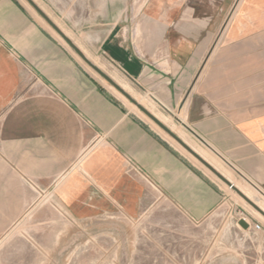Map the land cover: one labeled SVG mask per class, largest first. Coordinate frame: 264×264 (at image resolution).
<instances>
[{
    "label": "crops",
    "instance_id": "1",
    "mask_svg": "<svg viewBox=\"0 0 264 264\" xmlns=\"http://www.w3.org/2000/svg\"><path fill=\"white\" fill-rule=\"evenodd\" d=\"M32 1L100 71L90 58L113 68L123 80L108 77L133 100L168 118L176 129L159 121L181 142L264 196V0H142L126 13L107 11L105 0L93 13L89 0ZM25 2L31 10L0 0V113L19 98L5 123V181L51 180L97 140L60 192L67 211H136L143 184L193 219L212 211L221 189L208 170L133 107L150 123L136 115ZM9 186L5 195L23 194Z\"/></svg>",
    "mask_w": 264,
    "mask_h": 264
},
{
    "label": "rangeland",
    "instance_id": "2",
    "mask_svg": "<svg viewBox=\"0 0 264 264\" xmlns=\"http://www.w3.org/2000/svg\"><path fill=\"white\" fill-rule=\"evenodd\" d=\"M21 1L30 9L25 0ZM97 1L89 0V12L93 13L94 8L99 6ZM105 1L107 11L121 8L126 13L143 7L142 0ZM224 28L225 22L218 37ZM213 52L214 48L207 54L202 69L210 63ZM77 59L85 67L80 58ZM90 59L101 66L105 75L123 80L103 61ZM92 74L101 80L99 75ZM109 89L125 101L136 115L150 123L123 96L110 86ZM131 89L127 91L140 97ZM18 100L16 96L0 113V264H264V232L251 229L253 225L259 224L264 230V218L207 170V175L221 191L218 204L200 220L188 216L161 195L158 189H151L144 184V193L139 198L136 211H67L60 192L68 175L78 171L80 161L97 148V140L81 151L71 170L51 180L40 183L28 176L15 183L11 179L5 181L11 175L5 173V123H9V114L17 108ZM135 101L163 121L168 129L177 128L168 118L156 114L143 99ZM167 140L195 162L172 140ZM187 142L192 150L201 154L233 186L258 207L264 208L262 194L231 173L204 148ZM131 172L130 166L126 165L125 173L135 174ZM9 185L14 186L13 191L19 190L23 194L5 195V188ZM239 220H244L249 228L243 230L237 224Z\"/></svg>",
    "mask_w": 264,
    "mask_h": 264
},
{
    "label": "water",
    "instance_id": "3",
    "mask_svg": "<svg viewBox=\"0 0 264 264\" xmlns=\"http://www.w3.org/2000/svg\"><path fill=\"white\" fill-rule=\"evenodd\" d=\"M31 5V7L42 17L45 21L67 42V44L75 51V53L82 59V61L91 68L95 73H97L102 79H104L111 87H113L118 93H120L126 100H128L133 106H135L139 111L146 115L153 123L160 127L168 136H170L174 141H176L189 155H191L198 163H200L205 169H207L215 178L221 181L228 188L237 194L247 205H249L253 210H255L261 217L264 218V212L255 205L251 200L245 197L237 188H235L229 181H227L219 172H217L209 163L204 159L199 157L195 152H193L188 146L181 142L175 135H173L169 130H167L161 123L155 119L150 113H148L143 107H141L135 100H133L125 91H123L116 83H114L107 75L100 71L93 63H91L75 46L63 36V34L45 17V15L39 10V8L33 3L32 0H25ZM238 226L243 230H247L249 225L244 220L238 221Z\"/></svg>",
    "mask_w": 264,
    "mask_h": 264
},
{
    "label": "built area",
    "instance_id": "4",
    "mask_svg": "<svg viewBox=\"0 0 264 264\" xmlns=\"http://www.w3.org/2000/svg\"><path fill=\"white\" fill-rule=\"evenodd\" d=\"M130 169L131 171H138V169H136V167L134 165H130ZM252 230L254 231H261V232H264V230L262 229V227L259 225V224H256V225H253V227H251Z\"/></svg>",
    "mask_w": 264,
    "mask_h": 264
},
{
    "label": "bare ground",
    "instance_id": "5",
    "mask_svg": "<svg viewBox=\"0 0 264 264\" xmlns=\"http://www.w3.org/2000/svg\"><path fill=\"white\" fill-rule=\"evenodd\" d=\"M122 89V88H121ZM123 90V89H122ZM124 91V90H123ZM121 96V95H120ZM139 104V103H138ZM140 105V104H139ZM133 107H135V106H133ZM136 108V107H135ZM145 109V108H144ZM146 110V109H145ZM149 112V111H148ZM150 113V112H149ZM151 114V113H150ZM152 115V114H151ZM153 116V115H152ZM153 117H155V116H153ZM157 119V118H156ZM158 120V119H157ZM159 121V120H158ZM160 122V121H159ZM161 123V122H160ZM162 124V123H161ZM163 125V124H162ZM173 141V140H172ZM197 154V153H196ZM203 159V158H202ZM207 162V161H206ZM208 163V162H207ZM213 167V166H212ZM215 169V168H214ZM216 170V169H215ZM217 171V170H216ZM218 172V171H217ZM221 174V173H220ZM222 175V174H221ZM223 176V175H222ZM225 178V177H224ZM226 179V178H225ZM227 180V179H226ZM228 181V180H227ZM235 187V186H234ZM236 188V187H235ZM241 192V191H240ZM242 193V192H241ZM243 194V193H242ZM244 195V194H243ZM245 196V195H244ZM246 197V196H245ZM249 200H250V198L249 197H247ZM252 198V197H251ZM253 199V198H252ZM252 201V200H251ZM253 202V201H252ZM256 205V204H255ZM257 206V205H256ZM258 207V206H257ZM263 212H264V208H261V207H259ZM260 216V215H259ZM263 218V217H262Z\"/></svg>",
    "mask_w": 264,
    "mask_h": 264
}]
</instances>
